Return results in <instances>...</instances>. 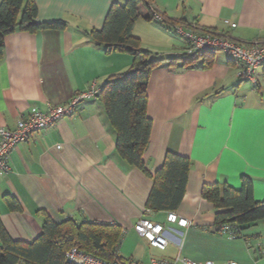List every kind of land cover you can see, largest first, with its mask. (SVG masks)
Here are the masks:
<instances>
[{
  "label": "crops",
  "instance_id": "obj_1",
  "mask_svg": "<svg viewBox=\"0 0 264 264\" xmlns=\"http://www.w3.org/2000/svg\"><path fill=\"white\" fill-rule=\"evenodd\" d=\"M3 0H0V4ZM37 20H63L65 30H16L5 37L0 56V126L15 128L32 107L47 111L76 94L128 71L134 57L106 51L88 32L103 27L114 2L127 0H34ZM157 12L185 30L217 32L241 44L264 43V0H153ZM237 24L235 28L224 20ZM133 34L158 57H190L189 43L173 24L139 19ZM241 65L226 53L210 51L194 60L162 62L149 77L148 116L152 120L144 160L151 173L167 152L191 161L184 198L175 212L190 224L162 222L172 242L153 247L135 230L145 215L153 179L129 165L116 150V132L102 100L80 102L73 115L33 133L11 155V170L0 175V218L16 240L32 242L42 232L45 213L54 221L116 223L126 234L118 254L148 263L152 257L216 264H264V219L237 238L218 232L216 209L203 198L205 185L240 189L243 175L264 200V66L257 84L238 77ZM61 146L58 148V146ZM14 197L20 210L9 208ZM153 221V220H152Z\"/></svg>",
  "mask_w": 264,
  "mask_h": 264
},
{
  "label": "trees",
  "instance_id": "obj_2",
  "mask_svg": "<svg viewBox=\"0 0 264 264\" xmlns=\"http://www.w3.org/2000/svg\"><path fill=\"white\" fill-rule=\"evenodd\" d=\"M157 9L153 0H127L125 4L114 2L102 28L88 32L106 51L128 53L134 60L128 71L112 75L101 86L96 97L104 105L106 116L116 132V150L129 165L137 167L153 179L146 209L154 212L175 211L186 193L191 161L188 157L167 152L162 166L151 173L146 166L144 153L151 136L152 120L148 116L147 85L152 70L162 62L174 64L177 60H194L200 52L186 57H158L141 47V41L133 34L139 19L155 20ZM38 9L34 0H3L0 4V56L5 46V37L16 30L42 31L65 30L63 20H37ZM163 22L177 25L163 17ZM236 63V62H235ZM241 188L227 183L205 185L202 196L215 209V224L218 232L229 225L235 238L247 226L264 219V200H256L252 179L243 175ZM10 209L20 210L14 197H6ZM124 229L116 223L96 221L77 222L66 219L54 221L45 213L42 232L32 242L14 239L0 218V264H74L67 260L66 253L72 247L113 261L125 260L118 254Z\"/></svg>",
  "mask_w": 264,
  "mask_h": 264
},
{
  "label": "built area",
  "instance_id": "obj_3",
  "mask_svg": "<svg viewBox=\"0 0 264 264\" xmlns=\"http://www.w3.org/2000/svg\"><path fill=\"white\" fill-rule=\"evenodd\" d=\"M155 18L163 21L160 13H155ZM226 25L233 28L236 23L230 20H224ZM175 30L189 43L190 48L194 52H210L222 51L226 53L234 62L241 65L238 77L242 81H250L257 84L256 70L264 66V43L256 42L252 44H241L229 36L217 32H207L198 34L194 30H185L181 25H175ZM102 86V85H101ZM101 86L93 85L90 89L76 94L68 103L64 105L49 106L47 111H41L37 107H32L30 111L18 120L15 128H7L0 126V175L6 174L11 170V155L14 148L30 139L31 135L44 127L54 124L60 118L71 116L74 114L77 105L89 98L96 97ZM61 146L59 145L58 148ZM152 211L145 210V215ZM167 222L178 224L181 227H188L190 222L180 217L175 211L167 213ZM136 232L153 247L165 249L171 242L172 238L170 229L161 223L152 221L147 218L140 219L134 226ZM220 233L235 238V234L231 231L229 225H223ZM126 231H123V237ZM122 237V238H123ZM122 243L120 241L119 246ZM67 260L74 264H144L135 260H119L108 261L92 254H89L78 247H72L66 253ZM146 264H216L212 260L200 262L185 258H176L174 260L159 259L152 257ZM222 264H238L235 261H229Z\"/></svg>",
  "mask_w": 264,
  "mask_h": 264
},
{
  "label": "rangeland",
  "instance_id": "obj_4",
  "mask_svg": "<svg viewBox=\"0 0 264 264\" xmlns=\"http://www.w3.org/2000/svg\"><path fill=\"white\" fill-rule=\"evenodd\" d=\"M218 52H222V51H218ZM146 216H148V215H146ZM163 216H166L165 215V213L164 212H160L159 214H158V216L157 217H150L153 221H155V222H162L161 220H162V218H163ZM125 236V235H124Z\"/></svg>",
  "mask_w": 264,
  "mask_h": 264
}]
</instances>
